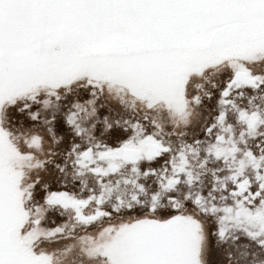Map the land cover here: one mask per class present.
I'll return each instance as SVG.
<instances>
[{
	"label": "snow or ice",
	"instance_id": "snow-or-ice-1",
	"mask_svg": "<svg viewBox=\"0 0 264 264\" xmlns=\"http://www.w3.org/2000/svg\"><path fill=\"white\" fill-rule=\"evenodd\" d=\"M0 264H264V0H0Z\"/></svg>",
	"mask_w": 264,
	"mask_h": 264
}]
</instances>
